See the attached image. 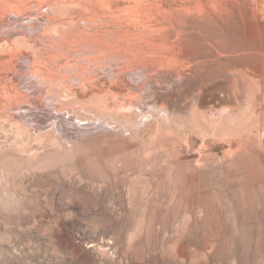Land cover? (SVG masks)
<instances>
[{
	"label": "rangeland",
	"instance_id": "1",
	"mask_svg": "<svg viewBox=\"0 0 264 264\" xmlns=\"http://www.w3.org/2000/svg\"><path fill=\"white\" fill-rule=\"evenodd\" d=\"M16 1L0 264H264V0Z\"/></svg>",
	"mask_w": 264,
	"mask_h": 264
},
{
	"label": "bare ground",
	"instance_id": "2",
	"mask_svg": "<svg viewBox=\"0 0 264 264\" xmlns=\"http://www.w3.org/2000/svg\"><path fill=\"white\" fill-rule=\"evenodd\" d=\"M8 1V2H7ZM12 2L13 0H0V16H1V14H3V12H2V10H5V8H6V6H7V3H10V2ZM16 5H20V2L17 0L16 2ZM5 16V15H4ZM1 18V17H0ZM1 21V20H0ZM25 23V22H24ZM5 24V23H4ZM14 34V33H13ZM28 34V33H27ZM44 34V33H43ZM17 36V35H16ZM24 36H25V34H24ZM13 37H15V35L13 36ZM13 37L11 36V37H9V36H6V37H4V36H1L0 35V42L2 41V40H4L5 41V43L7 44L6 46H8L7 48H10L9 50H7L8 51V56H9V58H7V59H2V60H0V108H5V103H7V100H6V97H7V94H8V90H7V88H5V86H3V82H4V79H6V77H8L10 74H12V73H14L15 71H13L12 73H11V70H16L15 69V66H14V61H15V59L18 57V58H20V55L19 56H16L19 52H17V50H15V46L12 44V42H11V39H13ZM24 38V37H23ZM26 38H29V37H26ZM33 38V37H32ZM27 40V39H26ZM29 40V39H28ZM17 41V40H16ZM25 41V40H24ZM27 46V45H26ZM44 46V45H43ZM13 50V54H11L10 52ZM35 52V51H34ZM1 53V52H0ZM32 54V53H31ZM1 55V54H0ZM39 58V57H38ZM35 59H36V57H35ZM37 60V59H36ZM29 76V75H28ZM32 76V75H31ZM11 77V76H10ZM29 78H31L30 76H29ZM28 78V80H30ZM22 79V78H21ZM25 79H23V81H24ZM31 80H33V79H31ZM19 82V81H18ZM26 82H27V80H26ZM35 84V85H33L35 88L37 87L36 86V83L34 82V81H31L30 82V85H29V87H31L32 86V84ZM35 91H36V89H34ZM34 90H32V91H34ZM40 98H41V90H40ZM15 108H17L16 110L17 111H19V106L18 105H16L15 106ZM160 109L161 110H163V105L160 107ZM160 109H158V110H160ZM16 110L15 109H12V110H9V113H7V114H9L10 116L8 117V118H12V119H14V120H17V121H19L22 125H24L27 121H29L28 119H26V118H24L23 117V115L22 116H20L19 115V112L17 113L16 112ZM38 111V110H37ZM40 111H42V110H40ZM47 111V110H46ZM46 111H44V112H46ZM160 112V111H159ZM162 112V111H161ZM164 112V111H163ZM33 115V114H32ZM4 116V115H3ZM69 116H70V114H69ZM29 117V116H28ZM44 117V116H43ZM47 117V116H46ZM52 118H55V119H57V121H58V125L60 124V126L58 127V125H57V127H55V125H52V128H54L55 130L54 131H56V133L58 134V136L60 137V139L62 138V141H65V142H74V144H78V146L80 147V146H84L85 145V143H86V139H87V137L89 136V135H92V131L94 130H92V129H89V127L88 128H86L85 126V123L83 124V125H85V126H79V127H77V130L75 131H71V129H69V128H67V127H64L63 125L64 124H67V123H69L70 121H69V119H67V118H65L64 117V120H62V118L60 117V116H58V114L57 113H54L53 114V116H52ZM46 118L44 117V118H42L39 122H36V123H34L35 125H33V126H35L34 127V129H35V131L37 132V133H41L42 131L41 130H43V126H42V124L41 123H45V120ZM71 120H73V119H71ZM29 123V122H28ZM48 124V123H47ZM54 124V123H53ZM70 124V123H69ZM74 124V123H73ZM75 125V124H74ZM27 126H29V125H27ZM32 126V127H33ZM48 126H50V124L48 125ZM67 126H71V125H68L67 124ZM77 126V125H76ZM45 128H46V126H45ZM51 128V127H50ZM19 130V129H18ZM38 130V131H37ZM99 130V129H98ZM17 131V130H16ZM20 132V131H19ZM17 135V134H16ZM15 135V136H16ZM38 135V134H37ZM41 137H42V135H41ZM20 139V138H19ZM29 140H30V138H29ZM32 140V139H31ZM37 143V142H36ZM73 144V143H72ZM191 158H192V156H191ZM173 161V162H172ZM172 161H170V163H173V164H176V162H174V161H176V158L174 157V159H172ZM191 161V160H190ZM193 163V162H192ZM173 166V165H172ZM188 167L189 168H192L193 170L195 169V167H196V162H195V164L193 163V164H191V162L189 163V165H188Z\"/></svg>",
	"mask_w": 264,
	"mask_h": 264
}]
</instances>
